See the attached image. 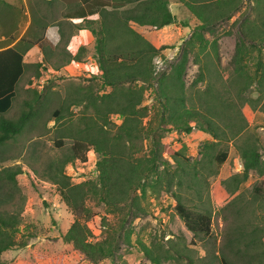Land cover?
<instances>
[{
  "label": "rangeland",
  "instance_id": "374dc122",
  "mask_svg": "<svg viewBox=\"0 0 264 264\" xmlns=\"http://www.w3.org/2000/svg\"><path fill=\"white\" fill-rule=\"evenodd\" d=\"M65 0H0V48L16 46L23 52V73L16 85L11 107L5 113L7 118L16 119L25 110L24 101L30 100L33 91L39 93L36 103L40 108L36 116L31 118L20 133L13 138L0 143V171L9 168L19 169L14 182L3 180L0 195V215L16 218L18 229L13 234V240L22 243L0 253L1 264H26L32 262L36 255L46 259L59 257L58 264H93L83 254L75 251L69 242L62 239V234L71 223L73 216L61 201L55 185L51 182V165L57 164L69 153L72 138L65 128L82 126L81 116L92 115L91 107H83V102L73 103V97L88 94L97 101L102 93L109 91L103 86L95 52V39L88 26L80 20L65 16L68 5ZM134 2L117 9L122 14L124 8H131ZM168 9L174 16L173 22L160 28L130 22L133 30L140 33L155 47L162 46L160 55L154 58V74L159 77L168 73L180 52L181 46L198 24L195 17L178 0H168ZM109 9L110 7H106ZM254 16L251 0H242L240 7L229 18L220 19L211 27L212 35L217 39V61L208 55V68L205 80L198 83L202 88L206 81H212L214 66L223 75L228 76L231 70V57L234 44L241 39L240 30ZM92 24L98 28V20ZM40 40L35 42V38ZM208 39L210 34L205 35ZM23 41H19L20 39ZM108 44V48L118 42ZM246 45L249 41L243 39ZM34 41L29 44L27 42ZM264 49V45H262ZM242 61L243 68L252 72L253 61L257 58L255 50ZM197 66L188 55L183 81L187 86L195 76ZM38 72L39 76L34 78ZM226 76V77H225ZM225 82V81H224ZM133 84H141L136 82ZM155 86V82H154ZM260 94V102L264 99V85L252 83L248 96L253 99ZM153 103L152 90L144 91L142 104L150 106ZM35 109V105H34ZM60 110L61 119H57L54 111ZM248 116L247 126L242 134L253 138L258 145V152L264 160V112L253 107ZM147 117L142 119L144 124ZM108 128L120 122L116 114L108 116ZM192 124V123H191ZM61 142L57 146L56 141ZM211 137L194 128L185 134L179 131L161 132L160 142L165 144L161 155L168 164V170L174 169L171 156L172 150H180L189 163L198 162L199 181L190 185L189 176L184 177L180 187L174 188L182 198V202L193 210L206 209L210 213V234L208 236L194 235L184 225L173 209L174 200L169 193L159 191L156 195L146 189L144 195L135 191L132 202L118 204L108 208L94 197H88L85 205L89 215L82 217L81 222L88 229L89 240H101L110 234L119 233L118 247L112 258H102L97 264H149V261L137 250V240L148 244L167 241L175 242L176 247L195 259L197 264L212 262V252L222 253L231 264H263L256 257L250 258L242 252L245 236L252 235L261 238L264 245V174L249 172L246 179L238 185L233 195H227L219 181L241 171V162L230 140L223 144L227 148L226 159L219 165L214 161L210 164L202 161V146ZM148 140L138 141L135 154H147ZM219 145L209 148V154H214ZM168 152V153H167ZM95 154L86 153V161L67 163L63 171L69 176L70 183H78L94 176ZM201 161V162H199ZM161 169V166L158 167ZM194 180V177H191ZM253 186L260 187L254 192ZM201 191L200 198L197 193ZM238 229V231H237ZM129 230L130 243L123 241V234ZM242 233L239 242L227 245L229 236ZM240 251L235 253V250ZM255 249L253 251H256ZM171 262V261H170ZM184 260L177 263L182 264ZM161 264H169L162 262Z\"/></svg>",
  "mask_w": 264,
  "mask_h": 264
},
{
  "label": "trees",
  "instance_id": "16d2710c",
  "mask_svg": "<svg viewBox=\"0 0 264 264\" xmlns=\"http://www.w3.org/2000/svg\"><path fill=\"white\" fill-rule=\"evenodd\" d=\"M65 1L68 5L65 16L81 19L94 36L101 83L110 89L102 93L98 101L85 93L72 98L73 103L83 102L84 108L91 107L92 115L80 117L82 126L65 128L68 136L72 138L69 153L57 164L50 166L52 174L49 180L55 185L61 201L73 216L62 234L63 241L69 242L76 252L83 254L93 264H97L102 258H112L118 247L119 233H112L101 240H89L88 229L80 221L82 217L89 215L85 200L94 197L106 207L112 208L127 201L132 202L136 190L144 195L146 189L154 195L159 191L169 193L174 200L172 207L183 225L194 235L208 236L209 211L190 209L182 202L180 194L173 190L181 186L185 176H189L191 186H199L196 185L198 182L195 183V179L202 182L197 172L198 162L189 163L182 151L172 150L167 155L171 156L174 169L168 170V162L161 158L165 153V144L160 142L161 132L179 131L188 134L197 128L207 133L212 140L204 144L201 150L202 161L207 164L212 161L216 165L221 164L227 156V148L222 145L230 140L234 141L241 171L219 181L226 194L233 195L232 200L236 199L237 194L234 193L249 172L264 174V160L258 152L256 141L242 134L248 120L244 111L247 109L251 113L253 107L257 106L258 110L264 112V99L260 102V94L253 99L248 96L252 83L264 85V0H251L254 16L241 27V39L234 44L232 67L228 76L222 79L223 74L214 66L211 69L212 78L218 86L208 80L200 89L197 84L205 80V72L209 70L208 55L211 54L212 60L218 62L217 39L212 35L211 26L220 19L229 18L238 10L242 0H178L195 17L198 24L184 40L169 72L162 73L159 77L154 74L153 61L160 55L163 47L152 45L133 30L129 23L160 28L173 22L174 16L168 9V0ZM133 2L134 6L124 8L122 14H118L121 11L117 9ZM95 14L99 18L97 29L92 27ZM206 34H210L211 38L208 39ZM117 36L119 41L108 48L109 42L115 41ZM243 39L248 40L249 44L246 45ZM34 40L38 42L40 36ZM251 50H255L258 56L253 61L254 66L250 73L244 70L242 61L251 55ZM189 54L192 55L197 71L191 82L185 86L183 74ZM22 60L23 52L16 46L0 49V143L20 133L40 108L36 103L40 94L33 91L31 99L23 102L25 110L16 119L4 116L11 106L15 85L23 73ZM38 76L39 73L36 72L34 78ZM136 82L141 84H133ZM147 88L152 90L153 103L150 106L142 104ZM59 112V109L53 112L57 119L62 118ZM110 114H116L120 119L113 130L108 128ZM145 117L147 120L143 124L142 119ZM139 140L141 146L143 140H148L147 154H135ZM56 144L60 146L61 142L57 140ZM214 145H219V149L214 154H209V148ZM88 151L96 156L93 178L70 183L63 167L74 161L85 162ZM159 166L161 169H158ZM19 172L6 169L0 171L10 181ZM198 189L200 198L201 191ZM253 190L259 192L260 187L253 186ZM17 229L18 224L13 215H0V253L5 249L23 245L13 240ZM261 233L264 234V227ZM129 237L128 230L122 236L123 241L130 243ZM242 237V233L230 235L227 245L232 249V245ZM243 241L242 253L245 256L256 257L259 262L264 260L261 238L250 232ZM136 243L137 250L149 264H178L182 259V264H197L195 259L182 254L175 242L167 241L164 245L158 241L145 244L137 240ZM255 249L257 250L253 254ZM238 252L240 251L236 249L235 253ZM211 258L217 264H231L222 253L217 255L212 252ZM58 260L59 257L46 259L36 255L32 262L26 264H58Z\"/></svg>",
  "mask_w": 264,
  "mask_h": 264
},
{
  "label": "crops",
  "instance_id": "0c3cea01",
  "mask_svg": "<svg viewBox=\"0 0 264 264\" xmlns=\"http://www.w3.org/2000/svg\"><path fill=\"white\" fill-rule=\"evenodd\" d=\"M94 17H95V20H96V17H98V16H96V14H95ZM67 18H69V17H67ZM69 19H77V20H80V21L83 23V21H82L81 19H78V18H69ZM94 22H95V21H94ZM11 46H12V45H11ZM5 47H8V46H5ZM5 47H2V48H5ZM2 48H0V49H2ZM22 61H23V60H22ZM10 107H11V106H10ZM7 111H8V110H7ZM7 111H6V112H7ZM6 112H5V113H6ZM5 113H4V115H5ZM6 170L12 172V171H16V170H19V169L17 168V169H14V170H10L9 168H6ZM17 174H18V173H17ZM17 174L14 175V178L16 177ZM2 175H3V173H0V195H1V190H2V188H3V180H6V181H8V182H14V181H15L14 178H13V181L7 180V179H5Z\"/></svg>",
  "mask_w": 264,
  "mask_h": 264
},
{
  "label": "built area",
  "instance_id": "2783aa9c",
  "mask_svg": "<svg viewBox=\"0 0 264 264\" xmlns=\"http://www.w3.org/2000/svg\"><path fill=\"white\" fill-rule=\"evenodd\" d=\"M89 152V151H88Z\"/></svg>",
  "mask_w": 264,
  "mask_h": 264
}]
</instances>
